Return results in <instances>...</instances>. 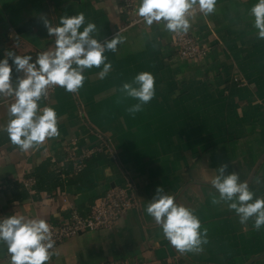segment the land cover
<instances>
[{
  "label": "crops",
  "instance_id": "obj_1",
  "mask_svg": "<svg viewBox=\"0 0 264 264\" xmlns=\"http://www.w3.org/2000/svg\"><path fill=\"white\" fill-rule=\"evenodd\" d=\"M257 2L217 0L207 17L197 11L188 33L209 53L192 62L171 50L173 33L163 24L125 27L115 0H0V60L13 51L34 62L54 47L43 19L55 26L80 12L84 26L96 24L101 43L125 37L105 52L112 65L106 77H99L103 65L85 69L78 94L55 86L49 101L39 102L56 111L60 135L37 150L22 152L10 142V103L0 96V219L16 214L56 223L67 218L68 205L84 215L107 189L134 186L135 208L111 229L64 241L46 264H264V226L254 229L251 219L242 225L227 204H213L219 194L211 185L227 164L225 174L235 171L254 199L264 197V39L250 14ZM141 72L153 74L155 96L132 115L127 109L138 101L119 89ZM18 75L13 68V79ZM26 178L34 180L32 194L21 183ZM158 186L194 210L201 233L207 229L202 252H178L147 214ZM5 251L0 242V264H7Z\"/></svg>",
  "mask_w": 264,
  "mask_h": 264
},
{
  "label": "clouds",
  "instance_id": "obj_2",
  "mask_svg": "<svg viewBox=\"0 0 264 264\" xmlns=\"http://www.w3.org/2000/svg\"><path fill=\"white\" fill-rule=\"evenodd\" d=\"M216 4L217 0H140L136 14L149 27L154 22L162 23L166 31L184 35L189 32L197 11L207 17L215 12ZM250 14L254 16L257 38L264 39V0H258ZM43 23L48 35L55 38L52 49L40 52L34 62L31 55L20 56L13 51H8L0 60V96L13 100L8 106L9 120L4 131L22 152L37 150L47 140L60 135L56 111L52 107H39L49 89L59 86L78 94L84 85V70L101 65L99 77L103 79L112 68L111 63L106 62L105 52H115L125 40L118 33L101 43L93 35L97 31L96 24L89 22L84 26L83 12L61 16L55 26L49 19H43ZM13 68L20 74L15 79ZM119 91L126 98L138 101L127 109L134 115L154 98L155 78L149 72H141L131 82L123 83ZM227 167L222 164L211 179V185L219 194L218 199L213 195L212 203L227 204L242 225L251 219L254 229L260 230L264 226V197L254 199L249 183L241 182L235 171L225 174ZM253 179L260 183L258 178ZM175 200L173 195L165 193L163 186H158L146 212L178 252H202V245L208 242L207 229L201 233V221L194 210ZM0 242L7 245L10 264H46L53 255H58L51 227L41 218L14 214L0 219Z\"/></svg>",
  "mask_w": 264,
  "mask_h": 264
},
{
  "label": "built area",
  "instance_id": "obj_3",
  "mask_svg": "<svg viewBox=\"0 0 264 264\" xmlns=\"http://www.w3.org/2000/svg\"><path fill=\"white\" fill-rule=\"evenodd\" d=\"M115 1L119 3L120 14L126 17L125 27H140L144 24L142 18L138 17L136 14V9L139 7L140 0ZM153 24L157 25L155 22ZM51 42L53 44L55 43L54 37H52ZM169 46L178 58L186 61L199 62L209 53V47L200 43L190 33L184 35H176L173 33L169 41ZM234 81L243 84L241 80L239 81L236 78ZM54 90L55 87L49 89L47 98H42L41 100L43 102H48ZM11 102H13V100L9 97L3 101L4 104H9ZM100 137L101 136H99V138ZM89 156L90 154L85 152V157L87 158ZM67 160L78 170L81 169L82 163L80 160L78 161L73 154H69ZM21 183L28 194L33 193L34 180L32 178L21 180ZM133 192L134 186L130 183H127L125 187L115 186L109 188L103 196L93 201L89 208V212L84 215L68 205L69 211L66 219H59L56 223L47 222L51 227L53 239L56 241L54 248L78 234L111 229L126 211L137 206V200ZM4 261L10 264V255L7 252V245ZM101 264L125 263L107 261Z\"/></svg>",
  "mask_w": 264,
  "mask_h": 264
}]
</instances>
